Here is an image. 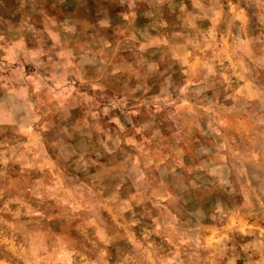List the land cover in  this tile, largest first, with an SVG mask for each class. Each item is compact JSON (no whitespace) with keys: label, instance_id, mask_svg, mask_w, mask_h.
<instances>
[{"label":"rangeland","instance_id":"1","mask_svg":"<svg viewBox=\"0 0 264 264\" xmlns=\"http://www.w3.org/2000/svg\"><path fill=\"white\" fill-rule=\"evenodd\" d=\"M203 3L206 9L227 12L226 0ZM188 8L192 10L191 3ZM154 11L150 0H0V79L33 76L36 62L47 61L48 56L55 60L59 51L76 57L73 62L82 61L81 78L88 83L81 85L69 75L65 87L86 92L94 104L87 105L78 98L70 108L72 118L67 123L73 139L65 136V142L70 148L95 146L101 151L103 143L117 153L116 175L124 182L121 198L136 187L143 190L137 184L141 175L148 178L153 188L163 183L172 197L163 204L153 199L136 209L137 219L144 217L135 229L137 237L141 229L151 231L157 222L168 224L175 230V243L187 241L179 249L185 264H208L205 258L210 251L221 247L227 251L213 257L212 264H228L229 260L251 264V253H245L242 246L256 242L264 232V104L241 98L218 126L208 106L233 107L234 102L225 99L224 89L217 86L218 91H204L203 85L186 88L178 75L145 76V69L137 62L136 41L125 42L119 33L135 35L141 42L145 31L156 36L158 33L148 27L150 20L145 19L146 13ZM124 15L134 22L125 21ZM179 15L178 9L172 15L165 8L169 29L164 31L171 32L174 26L181 30L176 19ZM201 26L207 29L209 24L204 21ZM219 31L226 34L223 25ZM257 34L254 26L242 27L238 23L232 28L228 43H233L236 36L245 40ZM49 69L57 77L63 73V69H52L51 65ZM135 71H140L139 78L133 74ZM92 85L98 88L93 90ZM186 104L193 116L187 114ZM89 109L96 113L95 118L88 114ZM59 115L49 119L60 125ZM23 116L21 112L18 119ZM188 120L193 122L191 130L185 126ZM137 129L142 131L138 134ZM177 132L183 137L180 143ZM127 138H134L137 143L149 141L144 147L152 159L124 144ZM176 150H180L179 156ZM6 159L0 157V172L17 180L21 164L8 161L5 165ZM39 176L38 171L26 174L15 188L4 192V199L18 195L17 190L23 189L25 181L32 185ZM7 186L6 180L0 182V188ZM160 194L164 195L163 190ZM12 207L15 211L18 205ZM125 215L127 218L130 214ZM152 239L159 243L157 236ZM194 253L199 260L190 261ZM109 255L110 264H116L114 247L109 249ZM258 259V255H252V261Z\"/></svg>","mask_w":264,"mask_h":264},{"label":"clouds","instance_id":"2","mask_svg":"<svg viewBox=\"0 0 264 264\" xmlns=\"http://www.w3.org/2000/svg\"><path fill=\"white\" fill-rule=\"evenodd\" d=\"M226 2L227 12L217 13L206 9L203 0L187 3L185 0L179 3L177 0H150L155 11L146 13L145 19L150 20L148 27L158 34L153 37L145 31L141 33L144 37L141 42L135 35L119 33L125 42L136 41L137 62L145 69V76L171 78L178 75L184 79L186 88L203 85L204 91L217 89V86L224 89L225 99H231L233 107L208 106L218 126L223 124L226 113L235 110L241 98L264 104V0ZM188 3L192 4L191 11ZM165 8L172 15L178 9L180 15L176 19L180 31L175 30V26L171 32L164 31L169 29L164 19ZM123 19L130 24L134 22L129 15H124ZM204 21L209 24L207 29L201 26ZM238 23L242 27L254 26L258 34L245 40L236 36L229 44L232 28ZM221 25L226 34L220 33ZM53 39L59 43L57 37ZM75 60L76 57L59 51L55 60L48 56L47 61L36 62L37 72L33 76L0 79L3 93L0 97V149L3 150L0 157H7L3 161L5 165L8 161L21 164L17 180L0 172V182L6 180L8 185L7 189L0 188V264H110L109 249L113 247L116 264H185L179 249L187 241L174 242L172 225L157 222L151 231L141 229L139 237L135 231L144 218L137 219V208L153 199L163 204L172 198L164 184L153 188L148 178L141 175L137 184L143 190L136 187L126 198H121L119 193L124 182L116 175L117 153L103 143L101 151L95 146L70 148L65 142V136L73 139L67 123L72 118L70 108L78 98L87 105L94 104L93 97L86 92L81 93L74 86L65 87L69 75L81 85L88 83L81 78L82 61L73 62ZM49 65L52 69H63L62 75L57 77ZM133 74L140 77V71ZM91 87L98 88L97 85ZM184 107L189 116L194 115L189 105ZM21 112L24 116L18 119ZM56 114H60V125L49 119ZM88 114L96 117L91 109ZM192 123L188 120L185 126L191 130ZM136 131L139 134L142 129ZM176 135L180 143L183 137L180 132ZM123 143L152 159L144 147L149 141L137 143L134 138H127ZM176 154L179 156L180 150H176ZM32 171H38L39 178L32 185L25 181L23 189L17 190L18 195L5 200L4 192L15 188ZM161 190L164 195L160 194ZM13 205H18L15 211ZM125 214L130 215L126 218ZM153 236L159 238V243ZM223 239L225 237H221ZM203 247L207 249L209 245ZM242 247L245 253H251L248 257L251 264H264V232L256 242ZM226 251L223 247L212 249L205 259L212 264L213 257L223 256ZM252 255H258L259 259L252 261ZM193 259L199 260L198 255L194 253L189 257L190 261ZM228 264L234 261L229 260Z\"/></svg>","mask_w":264,"mask_h":264}]
</instances>
